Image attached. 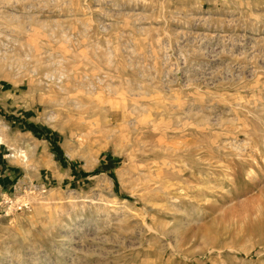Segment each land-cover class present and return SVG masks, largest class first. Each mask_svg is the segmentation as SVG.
Masks as SVG:
<instances>
[{
	"label": "rangeland",
	"instance_id": "1",
	"mask_svg": "<svg viewBox=\"0 0 264 264\" xmlns=\"http://www.w3.org/2000/svg\"><path fill=\"white\" fill-rule=\"evenodd\" d=\"M0 264H264V0H0Z\"/></svg>",
	"mask_w": 264,
	"mask_h": 264
}]
</instances>
